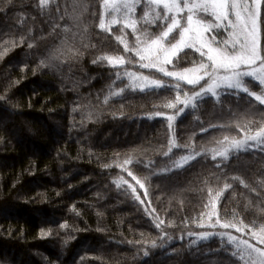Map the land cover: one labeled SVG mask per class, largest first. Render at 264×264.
I'll return each instance as SVG.
<instances>
[{"label": "trees", "instance_id": "1", "mask_svg": "<svg viewBox=\"0 0 264 264\" xmlns=\"http://www.w3.org/2000/svg\"><path fill=\"white\" fill-rule=\"evenodd\" d=\"M101 3L0 0V95L10 98L0 101V264H74L80 256L83 264H244L219 233L250 234L208 228L201 213L211 199L221 222L264 223V145L228 148L264 125V105L220 89L169 107L177 84L189 95L198 85L138 68L135 49L159 34L161 21L141 0L127 15L135 30L126 15L111 23L105 9L101 29ZM20 35L25 43L11 46ZM117 56L125 63L110 64ZM97 57L104 59L94 64ZM193 61L199 54L184 49L167 69ZM128 72L164 86L133 88ZM249 88L261 90L254 80ZM226 148V157L217 154ZM41 229L52 234L41 237ZM204 230L213 235L202 240L196 233ZM69 233L75 239L65 246Z\"/></svg>", "mask_w": 264, "mask_h": 264}, {"label": "snow or ice", "instance_id": "2", "mask_svg": "<svg viewBox=\"0 0 264 264\" xmlns=\"http://www.w3.org/2000/svg\"><path fill=\"white\" fill-rule=\"evenodd\" d=\"M115 0H102L100 5V24L101 29L105 28L103 19L104 9ZM141 0H124L122 9L126 12H132ZM11 3V0H8ZM40 5H44L46 0H39ZM147 5L155 12V17L161 24L157 25L162 30L155 38L147 36L141 47L135 49L136 55L139 57V66L141 68H155L165 77H172L177 81L185 80L187 84L199 87L190 89L189 92H182L179 84L175 86L177 96L168 106L172 107L174 104H187L189 99L195 100L197 97L217 96L218 89L227 90H242L258 101L260 105H264V0H147ZM162 9V11H156ZM3 11V9H0ZM113 11H121V8H114ZM149 15L148 11L144 12V17ZM206 17H211L207 19ZM115 19L111 23H117ZM125 27L131 26L133 30L136 28V21L125 16ZM174 30L176 35H172ZM226 31L227 36L224 39H219L221 32ZM205 33H210L208 37ZM259 37V38H258ZM120 43L124 44L126 51H132L128 45L119 37H116ZM139 42V41H138ZM25 43V37L20 35L19 40H14L11 46H18ZM29 49L33 48V43H27ZM184 49H192L201 57L200 63L197 65L193 61V67H185L182 71H170L165 65L172 64L173 59L178 57V53ZM187 55V53H185ZM3 54H0L2 59ZM104 59V57H97L92 62L95 64L97 60ZM109 63L124 64V57H107ZM45 61H41L44 64ZM22 67H27L23 65ZM193 75H189V74ZM129 77L134 78L131 85L133 88L139 87L142 91L150 86L160 88L164 86V81L154 79L151 76H145L139 73H127ZM206 77V79H205ZM245 77H250L259 82L261 90L259 93L251 91ZM203 80L204 83H200ZM5 92L7 89L4 90ZM180 94H183L185 99H180ZM10 98L7 95H0V101H7ZM251 106V102H250ZM184 108H178L177 114L184 112ZM264 111V110H262ZM162 115V113H156ZM169 121V128L171 129V121L173 116L167 117ZM203 130V129H202ZM251 129H247V134L243 139L233 141L234 147L237 149L243 148L248 141H254L257 144H264V125H262L255 135L250 134ZM2 139V138H0ZM171 144L172 141L170 140ZM171 151V148H169ZM227 150L220 151L217 154L226 157ZM168 155V153H164ZM191 156H182L181 160L185 163L192 159ZM128 163V161H125ZM131 175V173H129ZM135 179V177H133ZM241 185L247 187L243 179L234 177ZM139 183V181H137ZM15 184H13V187ZM69 188L72 186L69 184ZM141 187H144L141 184ZM232 185L226 183L225 189L231 188ZM135 191V190H134ZM59 195V193H57ZM221 195L220 191L215 193L216 197ZM140 200V197H136ZM141 203L143 201L141 200ZM204 208L210 209L208 212L201 213V218L207 216L209 220L208 228H218L229 230L234 229L236 232H245L250 234L251 239L257 241V244H251L248 240L239 239L232 235L231 232L222 231L220 236L223 238L227 236V244L233 245L235 251L233 256H238L244 264H264V247L258 245L264 244V223L257 225L255 221L252 222L251 227L241 221L240 224L232 222H221V219L216 213V203L214 200H209L204 204ZM144 211L147 213L148 208ZM155 211V209H153ZM79 215V213H77ZM216 215L217 218L213 219ZM156 219V218H154ZM190 222V221H186ZM164 222L160 220L156 223V227ZM201 228H205L203 223H200ZM60 229H67L69 225L67 222L58 223ZM52 234V230H40L41 237H46ZM193 233L190 232L189 235ZM202 240L210 238L213 233L204 230L196 233ZM69 239H75L71 233L68 234L64 241L66 246ZM153 247L156 246L153 242ZM139 251L143 252L144 256L149 255V251L141 248ZM84 256L79 257L78 262L74 264H83ZM47 259V258H45ZM49 264H59L57 261H49Z\"/></svg>", "mask_w": 264, "mask_h": 264}, {"label": "rangeland", "instance_id": "3", "mask_svg": "<svg viewBox=\"0 0 264 264\" xmlns=\"http://www.w3.org/2000/svg\"><path fill=\"white\" fill-rule=\"evenodd\" d=\"M47 1V0H46ZM123 3H124V0H115V2H110L106 7H105V11L107 12V13H113V18H112V20L113 19H115V17L117 16V15H120V16H127L130 12H126V10H123L122 9V5H123ZM114 8H121V11H113V9ZM117 13H119V14H117ZM117 14V15H116ZM209 19H211V17H209ZM210 35V33H205V36L206 37H208ZM221 37H219V39H224L226 36H227V32L226 31H223L222 30V34L220 35ZM259 38V37H258ZM138 59H139V57H138ZM170 65V64H169ZM167 66L168 65H165V67L167 68ZM138 68L139 69H144V70H146V71H148V70H154L155 72H158L155 68H151V69H149V68H141L140 66H139V63H138ZM182 71V70H181ZM131 73H134V72H131ZM158 73H160V72H158ZM162 74V73H161ZM189 75H193V74H189ZM130 79L132 80V81H134V78H132V77H130ZM205 79H206V77H205ZM245 80L248 82V84H247V86H249V82L250 81H253V79L252 78H250V77H245ZM180 81H182V82H185V83H187L185 80H180ZM254 81H256V80H254ZM257 83H259L258 81H256ZM200 83L202 84V83H204V81L203 80H201L200 81ZM189 85V84H188ZM152 87H155V86H150V87H148V88H152ZM199 87V86H198ZM219 90L220 89H218L217 91L219 92ZM250 90H251V88H250ZM236 91H239V92H243L242 90H236ZM256 92V91H255ZM258 93V92H257ZM209 95H211V94H209ZM215 97V96H214ZM256 134V132L255 133H253L252 135H255ZM233 145V143H231V146H229L228 148H233L234 146H232ZM258 145H264V144H257V143H255L254 141H248L247 142V145L246 146H249V147H253V146H258ZM234 148H236V147H234ZM226 150H227V148H226ZM235 236H237L239 239H245V240H248L249 241V243H251V244H257V241L256 240H254V239H251V237L250 236H246V237H249L248 239H246V237H242V236H240L239 234H236ZM258 246H260V247H264V244H260V245H258Z\"/></svg>", "mask_w": 264, "mask_h": 264}]
</instances>
